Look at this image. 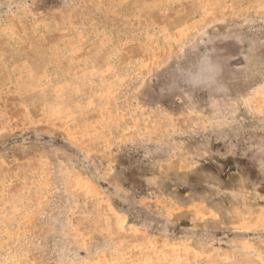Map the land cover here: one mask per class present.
I'll return each instance as SVG.
<instances>
[{
  "label": "rangeland",
  "instance_id": "rangeland-1",
  "mask_svg": "<svg viewBox=\"0 0 264 264\" xmlns=\"http://www.w3.org/2000/svg\"><path fill=\"white\" fill-rule=\"evenodd\" d=\"M82 257L264 264V0H0V264Z\"/></svg>",
  "mask_w": 264,
  "mask_h": 264
},
{
  "label": "clouds",
  "instance_id": "clouds-1",
  "mask_svg": "<svg viewBox=\"0 0 264 264\" xmlns=\"http://www.w3.org/2000/svg\"><path fill=\"white\" fill-rule=\"evenodd\" d=\"M202 64L204 66V73L197 82L213 84L219 71L218 66L215 65L208 56L202 57Z\"/></svg>",
  "mask_w": 264,
  "mask_h": 264
},
{
  "label": "crops",
  "instance_id": "crops-1",
  "mask_svg": "<svg viewBox=\"0 0 264 264\" xmlns=\"http://www.w3.org/2000/svg\"><path fill=\"white\" fill-rule=\"evenodd\" d=\"M42 225H36V224H33V226L30 228V227H25L24 229H25V231H30V230H34L35 232L37 231V233H43L42 231ZM37 228L39 229V230H37ZM74 227L73 226H71V225H68V226H64V225H62V227L61 226H59V229L60 230H58V227L56 228V230H52V229H55V226L53 225V226H49V233H54L53 231H62V229H64L62 232H65V233H71V232H73V229ZM18 232H21V230L19 229V231ZM41 236V235H40ZM42 237V236H41ZM40 237V238H41ZM45 238H46V236H45ZM53 238H56V237H54L53 236ZM42 239V238H41ZM68 239V238H67ZM70 240V239H69ZM70 247V246H69ZM54 248V246H52L51 247V249H53ZM54 249H56V248H54ZM53 249V250H54ZM82 253V252H81ZM66 254V253H65ZM82 256H83V253H82ZM87 260H85L83 257L82 258H78V260L77 261H74V262H63V264H87V263H85Z\"/></svg>",
  "mask_w": 264,
  "mask_h": 264
}]
</instances>
